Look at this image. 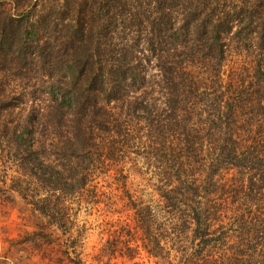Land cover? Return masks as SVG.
Here are the masks:
<instances>
[{"label":"trees","instance_id":"16d2710c","mask_svg":"<svg viewBox=\"0 0 264 264\" xmlns=\"http://www.w3.org/2000/svg\"><path fill=\"white\" fill-rule=\"evenodd\" d=\"M239 37L256 55L249 83L226 64V42ZM29 69L43 82L33 92L35 122L5 123L30 93L4 79ZM0 71V150L17 149L16 191L63 233L74 223L68 195L97 175L126 185L130 143L146 131L138 141L148 158L167 165L169 217L159 222L130 196L132 243L112 256L157 258L176 243L181 264H264V131L241 125L254 108L264 121V0H0ZM66 131L53 149L49 135ZM201 152L212 155L206 177L181 176ZM238 168L250 183L232 181L240 193L232 202L212 179ZM148 230L163 231L166 246Z\"/></svg>","mask_w":264,"mask_h":264},{"label":"rangeland","instance_id":"374dc122","mask_svg":"<svg viewBox=\"0 0 264 264\" xmlns=\"http://www.w3.org/2000/svg\"><path fill=\"white\" fill-rule=\"evenodd\" d=\"M226 43L227 66L242 74L241 78L245 83L251 82V67L256 61L254 48L245 37L229 39ZM36 72L33 69L22 71L19 78L8 74V80H5L0 71V84L4 79L6 86H9L8 90L21 93L26 89L30 93L25 97L24 105L5 114L3 122L20 123L26 115L35 122L34 112L38 99L33 92L36 93L43 85L41 74ZM224 77L227 82V74ZM256 110L257 108H254L247 117H242L241 125L258 134L259 131H264V121L262 110L260 109V113ZM247 118L251 125L249 127ZM34 126H37L36 123ZM50 132L53 133L51 129ZM52 133L49 139H52L53 149L60 151L61 142L66 140L69 133L66 131L65 137H61L60 132L55 136H52ZM145 136L146 131L138 136V139L141 137L144 142ZM138 139L130 143L131 156L125 167V174H129L126 185L97 175L86 182L82 180V189L76 187V191L81 193L68 195L69 199H65L66 214L74 220L70 233L67 234L63 233L57 223H52L48 217L36 211L16 191L23 184L20 181L21 174L24 173L19 159L13 163L10 161L14 159L10 157V152L15 156L17 149L8 148L5 152L0 150V264H82L79 260L83 264H107L108 261L110 264H181L183 261H180V255L175 252L178 246L176 243L173 247L168 244L163 255L157 258L143 250H140L132 261L120 258L117 253L112 256L116 246L132 243L128 231L134 225V211L129 206L134 207L135 203L130 200V196L136 202L142 200L145 205L151 206L159 222H164V219L169 217L163 199L164 185L169 178L160 169L162 165L167 167L166 162L161 163L160 160L157 163L155 158H148V148ZM199 154L200 159L193 166L182 169L181 176L194 174L203 179L206 177L212 155L209 156L205 152ZM246 173L242 168L220 170L219 173L213 174L212 180L220 190L219 193L222 196L227 195L230 201L234 202L240 193L231 190L230 184L240 180L245 182L244 187H248L250 176ZM252 197L253 195H248V199ZM116 203L118 205L114 206ZM263 206L260 204V207ZM232 207L233 213L239 217V207ZM180 210H183V207ZM172 229L176 232L175 227ZM165 232L167 233V229ZM147 233L158 236V244L161 247L166 246L163 231L154 234L153 230H148Z\"/></svg>","mask_w":264,"mask_h":264}]
</instances>
